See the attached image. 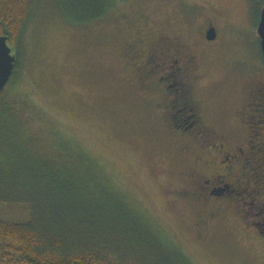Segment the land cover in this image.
<instances>
[{
  "label": "rangeland",
  "instance_id": "rangeland-1",
  "mask_svg": "<svg viewBox=\"0 0 264 264\" xmlns=\"http://www.w3.org/2000/svg\"><path fill=\"white\" fill-rule=\"evenodd\" d=\"M262 3L113 0L103 17L84 22L65 14L62 0H38L18 47L7 40L16 56L7 95L49 135L61 159L90 165L190 264H264V239L247 211L260 195L253 200L251 188L240 198L249 205L210 209L178 192L188 164L182 149L195 145L169 132L157 95L139 87L130 62L131 47L143 48L151 36L186 37L206 122L237 144L243 89L264 79L256 30ZM208 18L220 37L204 45L197 36Z\"/></svg>",
  "mask_w": 264,
  "mask_h": 264
},
{
  "label": "trees",
  "instance_id": "trees-1",
  "mask_svg": "<svg viewBox=\"0 0 264 264\" xmlns=\"http://www.w3.org/2000/svg\"><path fill=\"white\" fill-rule=\"evenodd\" d=\"M37 1L0 0V35L14 47ZM112 2L62 0V9L89 22ZM13 76L0 90V264H190L90 165L61 159L49 135L7 95ZM257 113L243 181L260 203L240 201L241 187L230 198L238 209L249 205V223L264 239V113Z\"/></svg>",
  "mask_w": 264,
  "mask_h": 264
},
{
  "label": "flooded vegetation",
  "instance_id": "flooded-vegetation-1",
  "mask_svg": "<svg viewBox=\"0 0 264 264\" xmlns=\"http://www.w3.org/2000/svg\"><path fill=\"white\" fill-rule=\"evenodd\" d=\"M197 7V3H191L190 9ZM203 22L197 37L204 45L216 43L220 37L217 24L210 18ZM211 29L214 37H209ZM184 39L187 38L180 35L151 36L143 48L131 47V68L137 74L139 87L157 95V104L165 110L163 118L169 132L186 137L189 144L195 145L182 149L183 157L188 155L184 157L188 164L180 175L182 189L178 192L189 202L210 209L223 205L228 208L232 204L230 195L237 188L247 190L248 183L243 181L247 166L245 154L252 153L254 148V141L249 137L254 116L257 111L264 113V79L258 78L253 87L243 89L242 107L237 113L244 135L241 142L233 143L206 122L202 99L194 92L198 79L195 55ZM249 97L255 99L250 101ZM200 230L204 231L202 227Z\"/></svg>",
  "mask_w": 264,
  "mask_h": 264
},
{
  "label": "water",
  "instance_id": "water-1",
  "mask_svg": "<svg viewBox=\"0 0 264 264\" xmlns=\"http://www.w3.org/2000/svg\"><path fill=\"white\" fill-rule=\"evenodd\" d=\"M257 32L260 38L261 51L264 56V4L260 11ZM209 33V37H214L213 29H211ZM7 40V35H0V90L8 82L16 59V56L11 52L12 49L8 45Z\"/></svg>",
  "mask_w": 264,
  "mask_h": 264
}]
</instances>
